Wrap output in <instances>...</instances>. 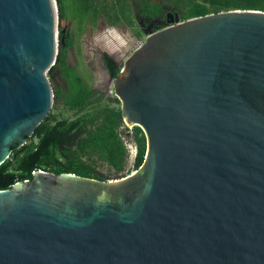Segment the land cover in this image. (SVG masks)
<instances>
[{
	"label": "water",
	"instance_id": "1",
	"mask_svg": "<svg viewBox=\"0 0 264 264\" xmlns=\"http://www.w3.org/2000/svg\"><path fill=\"white\" fill-rule=\"evenodd\" d=\"M165 18L110 80L141 166L0 190V264H264V11ZM58 21L0 0V165L52 109Z\"/></svg>",
	"mask_w": 264,
	"mask_h": 264
},
{
	"label": "trees",
	"instance_id": "2",
	"mask_svg": "<svg viewBox=\"0 0 264 264\" xmlns=\"http://www.w3.org/2000/svg\"><path fill=\"white\" fill-rule=\"evenodd\" d=\"M85 11L93 17L102 11L109 25H116L124 7L132 0H84ZM139 19L145 25H155L166 12L178 14L180 21L229 10L264 11V0H134ZM59 22L64 18L60 0H56ZM125 7V8H126ZM161 28H152L157 31ZM67 33L58 25V56L48 77L60 68L68 80L67 92L52 89L54 103L62 99L71 117L63 118L53 110L37 126L26 143L13 148L12 154L0 165V190L12 189L17 182L32 179L38 170L59 175L75 174L99 181L115 180L138 169L145 157V136L141 128L124 126L120 105L115 98H105L91 90L71 73L66 65ZM110 61V75L115 78L118 70ZM135 148L132 167L126 171L128 144ZM106 167L103 171L100 167ZM126 172L124 175L123 173ZM123 176H120V175Z\"/></svg>",
	"mask_w": 264,
	"mask_h": 264
},
{
	"label": "rangeland",
	"instance_id": "3",
	"mask_svg": "<svg viewBox=\"0 0 264 264\" xmlns=\"http://www.w3.org/2000/svg\"><path fill=\"white\" fill-rule=\"evenodd\" d=\"M60 1V8L64 18L60 22L58 21V25L66 31V43L70 44L66 49V65L74 76L80 77L79 79L82 83L92 89L94 83H96L97 80L99 82L96 74H93V68L96 69L97 73V65L99 64L97 55L94 54V51H99L102 47H108L111 49L112 57H115L116 54L121 52V58L126 61V59L142 45L145 34L141 32L137 21L134 19L138 11L135 1H131L129 8L126 6V8L124 7V12L119 14L120 21L116 25H109L103 32H99V30L94 27V24L89 22V20L93 18V12L90 13L84 10V0ZM111 2L112 0H105L107 6H109ZM98 14L102 15V11L98 12L96 15ZM105 19L107 20L106 16ZM105 19L104 21L106 22ZM101 22L100 19L98 24L100 25ZM85 68L87 69L86 72H84ZM65 76L62 70L57 68L48 77L51 88L60 91L62 99L68 87V80ZM110 89L111 86L109 87V90ZM108 94L110 98L113 97L111 92ZM61 98L55 103L53 101L50 113L54 110L57 115L63 118L71 117V113L67 111ZM128 128L130 129L132 127L130 126ZM127 146L129 155L126 161V171L132 167L135 155V148L133 145L130 143ZM100 169L105 171L106 167L102 166ZM125 173L126 172H124L123 175ZM123 175L121 174L120 176Z\"/></svg>",
	"mask_w": 264,
	"mask_h": 264
},
{
	"label": "flooded vegetation",
	"instance_id": "4",
	"mask_svg": "<svg viewBox=\"0 0 264 264\" xmlns=\"http://www.w3.org/2000/svg\"><path fill=\"white\" fill-rule=\"evenodd\" d=\"M167 13L168 12H166L161 19H156L155 25H148V26L145 25L144 22L138 18V16H135L134 19L137 21L141 32L144 33V32L152 31V28H155V29L161 28L162 29V28L166 27L168 25L166 22V18H165V15ZM171 13H174V12H171ZM100 19L102 22L99 25L98 22ZM104 19H105V16L103 14L102 15L98 14V15L94 16L93 18H91L89 20V22L91 24H94V27H96L99 30V32H103L109 26V21L105 19L106 20V22H105ZM107 46H110V45H107ZM94 54L97 55V59L99 61V64L97 65V73H96V69L93 68V70H94L93 74H96V77L99 79V82L97 80V82L94 83V86L92 89H93V91H96V92L102 94L105 98H110L108 93L111 92L113 94L112 85H111L110 80L115 79V78H112L110 75V61L114 64V66H115L114 68H115V70H118V73L121 71L125 61L120 56L121 52L116 54L115 57H112L111 56V49L108 47H102L99 49V51L98 50L94 51ZM84 70H83L84 72L87 71L86 68ZM118 73H116L115 77L117 76ZM76 77L80 78L78 76H76ZM110 86H111V89L109 90ZM112 98H114V97H112Z\"/></svg>",
	"mask_w": 264,
	"mask_h": 264
}]
</instances>
